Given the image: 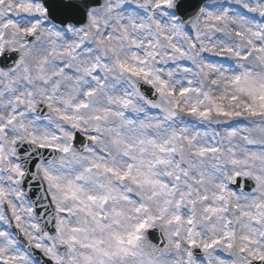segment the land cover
<instances>
[{"label":"snow or ice","instance_id":"snow-or-ice-1","mask_svg":"<svg viewBox=\"0 0 264 264\" xmlns=\"http://www.w3.org/2000/svg\"><path fill=\"white\" fill-rule=\"evenodd\" d=\"M0 264H264V0H0Z\"/></svg>","mask_w":264,"mask_h":264}]
</instances>
